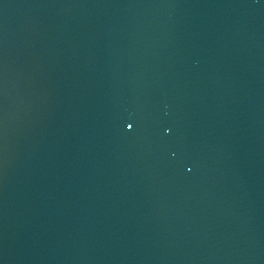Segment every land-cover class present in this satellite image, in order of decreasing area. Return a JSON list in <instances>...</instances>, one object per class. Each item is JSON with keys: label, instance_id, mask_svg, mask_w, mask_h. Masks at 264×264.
<instances>
[{"label": "water", "instance_id": "1", "mask_svg": "<svg viewBox=\"0 0 264 264\" xmlns=\"http://www.w3.org/2000/svg\"><path fill=\"white\" fill-rule=\"evenodd\" d=\"M0 264H264V0H0Z\"/></svg>", "mask_w": 264, "mask_h": 264}]
</instances>
